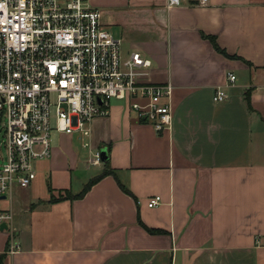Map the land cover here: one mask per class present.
<instances>
[{"label":"crops","instance_id":"crops-1","mask_svg":"<svg viewBox=\"0 0 264 264\" xmlns=\"http://www.w3.org/2000/svg\"><path fill=\"white\" fill-rule=\"evenodd\" d=\"M87 2L123 58L150 61L143 81L172 87V126L157 134L124 103L110 106L84 146L107 152L106 164L97 153L86 164L101 166L95 177L111 174L82 196L86 184L72 191L77 132L60 135L29 188L0 202L13 215L0 231V264H264V0Z\"/></svg>","mask_w":264,"mask_h":264},{"label":"built area","instance_id":"built-area-1","mask_svg":"<svg viewBox=\"0 0 264 264\" xmlns=\"http://www.w3.org/2000/svg\"><path fill=\"white\" fill-rule=\"evenodd\" d=\"M206 6L209 0H193ZM182 0H166L167 8ZM150 61L139 53L121 55V44L102 26L99 11L87 0H0V127L6 154L0 166V197L11 200L36 178L35 163L51 155V111L55 130L88 135L95 118L109 115L110 100L123 102L157 134L170 130L172 87L143 81ZM235 76L228 74L227 82ZM224 87L214 102H224ZM96 162L100 161L98 153ZM160 204L148 200L147 207ZM0 211V227L12 224ZM13 232L8 254L20 247Z\"/></svg>","mask_w":264,"mask_h":264},{"label":"rangeland","instance_id":"rangeland-1","mask_svg":"<svg viewBox=\"0 0 264 264\" xmlns=\"http://www.w3.org/2000/svg\"><path fill=\"white\" fill-rule=\"evenodd\" d=\"M109 103H110V106L123 104V102H119L114 99L110 100ZM54 126H55L54 112L51 111V131H50V136H49L50 148L51 147L58 148L60 135H63L62 133L57 132ZM3 142H4V129L0 127V166L4 163L5 154H6L5 148L3 146ZM86 143L88 144V138L83 136L82 133L80 134L77 132L73 134L72 151L77 155L78 159H80V165H79L78 170L72 173V187H73L72 191L73 192L81 191L84 187V184H87L91 178L98 175L101 170L100 165L96 167L86 165L87 162H89L93 158L94 154L98 153L96 151H89V149L84 146V144ZM38 162H41V161H38ZM38 162L36 163L37 172L40 173L39 169L41 168V165H40L41 163H38ZM40 180L43 182L45 188L46 186H49L51 179L48 176V172L46 173L45 171H43V174ZM8 201L9 199L7 198L6 200H2L0 202L6 203Z\"/></svg>","mask_w":264,"mask_h":264},{"label":"trees","instance_id":"trees-1","mask_svg":"<svg viewBox=\"0 0 264 264\" xmlns=\"http://www.w3.org/2000/svg\"><path fill=\"white\" fill-rule=\"evenodd\" d=\"M244 98H245V102H246V105L249 106V99H248V95L247 93H245L244 95ZM108 160H106L105 162L103 163H107ZM111 172L109 170H104L99 176L95 177L94 179L90 180L84 187L82 193L80 194V196L84 195L89 189L90 187L96 183L97 181H99L101 178L107 176V175H110ZM72 196H70V194L68 192H66L64 195H59L58 197H51L49 202L50 203H56L58 201H61L63 199H68V198H71Z\"/></svg>","mask_w":264,"mask_h":264},{"label":"water","instance_id":"water-1","mask_svg":"<svg viewBox=\"0 0 264 264\" xmlns=\"http://www.w3.org/2000/svg\"><path fill=\"white\" fill-rule=\"evenodd\" d=\"M98 157H99L100 162H102V163L105 162L106 160H108V155H107L106 150L105 149L100 150L98 152ZM2 200H5V198L4 197H0V201H2ZM4 229H5V226L2 225L0 227V231H3Z\"/></svg>","mask_w":264,"mask_h":264}]
</instances>
